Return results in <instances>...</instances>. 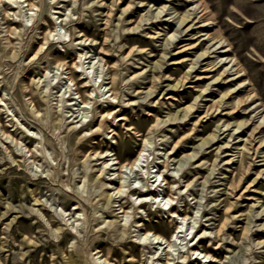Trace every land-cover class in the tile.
I'll list each match as a JSON object with an SVG mask.
<instances>
[{
	"label": "rangeland",
	"instance_id": "1",
	"mask_svg": "<svg viewBox=\"0 0 264 264\" xmlns=\"http://www.w3.org/2000/svg\"><path fill=\"white\" fill-rule=\"evenodd\" d=\"M37 1L39 7L30 25L26 24V12H21L19 23L13 24L25 28V33L21 31L23 37L14 40L15 51L0 49V96L6 94L15 100L17 105L11 106L20 118L16 121L14 113L0 105V264H67L70 254L78 264H90L91 256L86 260L84 251L93 254L99 248L105 254L110 246L111 259L116 264H147L149 257L151 264L165 263L163 249L155 256L156 248H148L142 256L139 248H133L134 244L145 243V228L134 227L132 221L136 217L124 216L121 210V204L128 199L112 186L118 184L117 166L105 170V179L89 178L100 174L103 161L116 157L93 155L111 145L109 126L117 128L123 137V146L112 143L115 152L126 151L128 154L122 159L133 160L145 149L146 168L149 166L152 175L166 174L172 183L175 209L180 213L182 209L189 211L186 221L178 220L183 227L182 238L187 239L166 248L174 259L171 264H199L202 256L196 260L197 255L187 253L185 247L198 233L203 237L195 238L189 247L200 241L201 247H196L203 254L213 255L216 264H264V145H260L264 129L261 133L258 129L251 137L264 115V0ZM2 12L0 5V47L7 44ZM54 12L67 19L62 24L63 33L68 35L66 40L70 33L73 39L86 34L90 40L83 42L78 38L81 45L67 43L63 48L50 36L49 44L31 60L40 48L34 32H41L30 31L31 24L36 22L34 26L48 31L54 29ZM187 13H194L191 19L196 17L184 27L186 23L182 25L181 18ZM10 18L13 21L16 16ZM207 32L215 41L223 39L225 45L229 43L232 50L220 54L222 48L213 45ZM201 34L204 35L200 37ZM93 38L96 40L92 42ZM207 47H211L210 57L199 58ZM78 52L87 53L81 62L89 78L97 80L95 87L103 78L108 82V66L102 56L115 65L119 98L113 107L123 106L121 113L128 116L139 133L120 127L122 121H113L112 116L105 114L96 118L102 120L100 132L74 136L78 129H86V125L80 127L93 117L89 113L90 117L84 119L75 91L71 96L65 94L69 86L65 68L54 67L57 60L69 65L78 62ZM219 55L222 57L217 59ZM152 78L157 79L152 83ZM249 80L240 87V83ZM178 81L183 82L180 88L174 87ZM30 92L36 104H41L42 117L60 120L63 141L26 109ZM94 102L101 111L108 108L100 92ZM259 103L263 104L260 113L244 114ZM78 121L77 130L72 131ZM241 122L245 124L240 126ZM26 126L45 136L48 155L51 160L56 158L50 165L40 153L36 164L32 162L26 146L33 148L34 142L28 137ZM10 134L18 141L7 138ZM213 134L218 136L215 140ZM79 147L81 152L77 151ZM242 161L246 173L239 187L232 190L229 182ZM51 166L56 169L52 177L47 174ZM130 173L125 172L128 184L139 181V188L147 184L140 175ZM85 175V192L79 199L90 220L79 225L73 210L74 197L82 191ZM108 179L117 183L110 185ZM104 184L112 189H106L108 185ZM171 191L162 182L155 195L163 198ZM108 192L114 194L104 200ZM147 210L149 217L146 212L141 213L146 226H164L161 234L170 240L175 224H170L167 214L157 212V205H150ZM103 219L113 221L115 232L106 229L105 235L99 231ZM126 219L132 226L122 227ZM223 222L225 226L218 235ZM183 253L188 260H183ZM211 260L204 258L202 264H214L209 263Z\"/></svg>",
	"mask_w": 264,
	"mask_h": 264
},
{
	"label": "bare ground",
	"instance_id": "2",
	"mask_svg": "<svg viewBox=\"0 0 264 264\" xmlns=\"http://www.w3.org/2000/svg\"><path fill=\"white\" fill-rule=\"evenodd\" d=\"M0 5L2 6L3 19L5 21L4 22V25H5L4 32L6 34L5 39L7 42V44H5V45L1 44L0 49L3 52L9 51V50L15 51L16 45L14 44V40L18 39L19 37H23V35L25 33V28L22 25V29H19V26L18 27L13 26V24L19 23L18 18H20L21 12H24V13L26 12V17H27L26 18V21H27L26 24L30 25V23L34 19V14H36V8L39 7V4H38L37 0H0ZM197 5L199 6V3ZM196 7H194L195 12H196ZM57 13H60V12H54V14H53L54 29H51L50 31L44 30L42 26H34L36 22L31 24V30L30 31H33V30L37 31L38 29H41V32H34V38L40 44V48H39V51H37L34 54V56L32 57L31 60H35L37 55L43 51L44 47L47 44H49L50 36H53V40L56 39L55 43L60 44L63 48H65V44H67V43H71V46H76V45H81L80 41L84 42V41L90 40V37L87 36L86 34H81L80 37L73 39V35L71 33L69 35L70 39L66 40L68 35H67V32L63 33L62 29L64 27L62 24L67 19L62 18L64 16L62 14H61L62 16H56ZM194 13H187V14L183 15V17L181 18V24L183 25L184 23H186L184 25V27L189 23V21L194 20V18L196 16H194V18L191 19L192 14H194ZM11 15H15L16 19L13 18V21H11V18H10ZM60 18H62V19L60 20ZM190 27H192V25H190L188 27V29ZM21 31H24V33H22ZM203 35L204 34H201L200 37ZM205 35L208 36V38H210L209 39L210 41L214 42L213 45H217L218 48H222V52H220V54L224 55V54L229 53L230 50H232L231 45L229 43H227V45H225L226 41H224L223 39H219V40L215 41V37L210 35L208 32ZM172 36H170L169 38L172 39L173 38ZM78 38H81V40L78 41ZM94 40H96V39H94V38L91 39L92 42ZM203 40H205V38ZM41 41H42V43H41ZM226 48H228V49H226ZM210 50H211V47H207L206 49H203L202 53H200V55H199V58L210 57ZM65 51L67 52L66 49H65ZM101 52L105 53V49L101 48ZM78 55H79V59H80L78 62H74L72 65H69L67 62H62L60 60H57L56 65L54 67L58 70L60 68H65V73L67 74V79H68L66 83H68V85H69V86L66 85V87L68 86V88H66L65 94L69 93V96H71L72 91H75V95L78 97V99L80 101L79 107L82 108V110H84V116H83L84 119L86 118V120H87L88 117H90L89 113L92 114L91 116L93 117V118L87 120V123L85 122V124H83L80 127V128H82L84 125L87 126L86 129L85 128L83 130L81 129V132H80V129L77 130V126H79V122L82 120L76 122V124H74L72 126V131L77 130L74 133V136H77L82 132H84L86 135H88L89 133H91L90 135H94L95 133L100 132L103 128L102 120H99V119L97 120L96 118H97V116H99V118L104 117L105 114L108 116H112L113 121H115L116 119H118V121H122V123L119 124L120 127L126 126L128 131H133V132L139 133L140 130L132 124V122L130 121L128 116L124 113H121L123 106H118V109L113 107L114 106V100L119 98V96H118L119 88H118V84H117V75H118L117 72L118 71L116 70L115 65H111L110 62L102 56L101 59H102V61L105 62V66H108L107 67L108 68V73H107L108 82L105 83L104 78H103L100 81V83L95 87L97 80L96 79L93 80V79L89 78V76L87 75L88 71L85 70L84 62H81L82 58L86 57L87 53L78 52ZM220 57H222V56L219 55L217 57V59H219ZM226 59H228V58H226ZM222 60L223 59H221V61ZM232 60H230V61H232ZM50 66L46 67L45 69L48 71ZM194 67L195 66H191V68H194ZM102 68H104V67H102ZM225 71H229V70H225ZM47 74H48V72H46L45 75L47 76ZM62 74H63V72L60 73L59 76H57V79L58 78L60 79V76ZM155 79H157V78H152L151 82L152 83L155 82ZM250 82H251L250 80L249 81H243L242 83H240V87H243ZM50 84H52V83H50ZM182 85H183V82L178 81L177 84L174 85V87L180 88V87H182ZM98 92L101 93V98H103L104 102H106L108 104V108L105 111H101V110H99V107L94 106V103H95L94 98L97 97ZM109 93H110V95H109ZM29 95H30L29 104L26 105V109L29 110L30 114L36 120H38L43 126H46V127L49 126V130L51 132H53V134L56 136V139H58L59 141H63L65 136L62 133H59L61 128L63 127V125H60V120H58L54 116H49L48 118L42 117V115H41L42 110L40 108L41 104L40 103L36 104L35 96L31 92L29 93ZM253 97H255V95ZM70 100L73 101V100H75V98L70 99ZM0 102H1L0 105H4L8 112L14 113V110L12 109L11 104L12 103H15V105H17V104L13 98H9L5 94L4 96H0ZM74 105H76V102L74 103ZM262 105H263L262 103L256 104L250 112H245L244 114L256 112V111H258V113H260L261 112L260 108ZM13 116H14V118H16V121L19 122V120H20L19 116L15 113ZM261 118H262V120L259 122L258 126L254 129V131H252L251 137L254 136V132L257 131L258 129H259L258 133H261L263 131V129H264V115H262ZM86 120H83V121H86ZM244 124H245V122H243V123L241 122L240 126L244 125ZM25 129L28 133L27 134L28 137L31 138V140H33V142H34L33 148L26 146L27 151L29 153H31V157L33 158L32 162L36 164L37 153H40L43 156L44 161L46 163H48V165H50V163H52L51 161L54 162L56 160V158L54 156L53 157L51 156L52 157V160H51L50 156L48 155V147H47L46 142H45V136L44 135L41 136L38 132L32 130L28 126H26ZM108 130H109V132H107V134L111 135L110 142H109V143H111V145L108 146L109 148H107L104 152L103 151L102 152H96V153H93V155H94V157L101 156V158H107L109 156H111L109 158H112V156H116V157L110 159L108 161L109 163L107 161H105V162L103 161L104 166L102 165V167H103V168H101L102 170L101 169L99 170L100 174H98V176L90 175L89 178L91 177L92 180H95V181L96 180L98 181L99 179H105V178H103L106 174L105 170H107L109 168V166H112V167H113V165L117 166V167H115V169L118 171V176H117L118 177L117 178L118 184H117V187H114L116 185H112V186L115 189L117 194H120V196L126 195V197L128 199L126 202H124L122 204L120 203L121 204V210L124 213V216L132 217V218L136 217L132 221L135 224L134 227L142 226L145 228V232L143 233L145 243H139L138 246L134 244L133 248H139L142 256L146 255V250L148 248H156V251L154 250L155 256H157L159 254L160 249H163V251H165V255H166V260H165L164 264H171V262L174 259L170 258V256L172 255L171 250H166V248L171 249L172 247L177 246V242L179 240L182 243L187 239V237L182 238L183 237L182 236L183 230L181 228H183V227L179 226L178 220L181 219L182 221H186L190 216L189 211L187 209H182V213H180L179 209L178 210L175 209L176 203H174V201H175L174 193H172V191H171L172 190V183L168 181L166 174L159 172L157 175H152L153 172H151V169L149 168V166H147V168H146V166L144 165V162H145L144 151H145V149L141 150L139 152L138 156L136 158H134L133 160H128V159L123 160L122 157L125 156L126 154H128V152L126 153V151H121L120 153H117V152H115L114 145H112V143H114L116 147L123 146L124 145L123 144L124 143L123 137H122L121 133L117 130V128H114L113 126H109ZM40 133H41V131H40ZM4 135H5V132H4ZM217 137H218L217 134H213L212 140H215ZM7 138L12 139L13 137L10 134V135H7ZM92 139H95V138L93 137ZM13 141H18V140L13 138ZM207 143H209V141H207ZM260 145H264V139L261 141ZM16 146H18V145L16 144ZM77 151L81 152V147H79L77 149ZM29 159H27L26 161L29 162L30 161ZM166 168H167V164L165 163L163 169L165 170ZM128 169L130 170V172L140 175L142 179L146 180L147 184L146 185L143 184L142 186H140V188L137 187V186H139V185H137L139 181L135 182V183H137L136 185L134 183L128 184L126 178L129 176H126L127 173L125 174L126 171H129ZM55 171H56V169L52 168V166H51V169H49L47 172L48 176L52 177V175L55 174ZM107 173H109V172H107ZM115 173H116V171H115ZM132 173H130V174H132ZM245 173H246L245 166H244V163L242 161L240 164V168L238 169V171L235 174V177L231 178V181L229 182V188L232 190L238 188L240 183L242 182V179H243V176ZM107 176H108V174H107ZM155 177H156V179L153 181L152 179ZM159 177H162L161 182H159ZM87 178H88L87 175H85L84 183L82 186H80L82 188V191L79 192L78 195H76L74 197L76 200V203L74 204L73 210L75 211V214L77 216V222L79 223V225H81L85 222L88 223L90 220L89 216L85 212V206L82 203V200L79 199V197H81V198L83 197V194L85 192ZM108 178H109V176H108ZM108 180L111 181L110 185L117 183V181H115L114 179H108ZM135 181H137V180H135ZM162 182H164V184L169 187L171 192H170V194L165 195V197L160 198V195H155V192H157L161 188ZM174 183H176V182H174ZM104 185H106V186L108 185V188H106V189H109V190L112 189V188H110L109 184H104ZM189 185H190L189 183L186 184L187 187ZM66 186L68 188H70L71 185L66 184ZM114 189H113V191H114ZM34 193H35V191H34ZM113 194H110L108 192V195L104 197V200H109ZM120 196H118V199ZM129 199H131V200H129ZM36 201H37V199H36ZM150 205H157V207H158L157 212L159 214H161V213L167 214L168 218L170 219V221H169L170 224H173V223L175 224V230H174L170 240L161 234V231L164 229V226H152L149 228L146 226V224L144 222L145 218H143L141 216V213L144 211V212H146V214H148L147 208ZM263 209H264V207H263ZM134 212H135V214H134ZM263 212H264V210H263ZM227 213H228V206H226V209L224 211V215L227 216ZM149 216H150V214L147 215V217H149ZM82 221H83V223H82ZM77 222H76V224H77ZM100 225L101 226L99 228V231L104 232L103 234H105V235L108 234V231L106 229H111V231H114V232L116 230L115 227L113 226V221H108L106 219H103V221L101 222ZM127 225H130V224H129V220L126 219L125 223L122 224V227L127 228ZM74 226H76V225H74ZM130 226H132V225H130ZM224 226H225V222H223V224L221 225V227L218 231V235L221 233ZM72 227H71V229L74 230ZM59 230H61V228H59L58 231ZM245 231H246V228H244L243 232L245 233ZM67 232H69V231H67ZM198 236H200V238L203 237L202 234L198 233V234L194 235L189 242L186 243L185 247H187V253L192 252L193 255H197V257L195 258L196 260L199 259L198 258L199 256H202L200 261L198 262L199 264H202L204 258L205 259L212 258L213 260L209 261V263L214 262V264H216L217 260L214 258L213 255H211L210 253H204L203 254V251H200V249L196 247L197 245L200 246V241L189 247V243L192 242ZM146 241H149V242L146 243ZM30 242H31V240H30ZM75 247H77V245H75ZM96 250L97 251L93 254H92V251H90L89 254L85 251L83 252L84 258L86 260L88 259V255L91 256L90 264H116L111 259V253L113 250V248L111 246L108 247L107 252H105V254H102L104 251L99 249V248H96ZM62 251H65V250L63 249ZM180 252H182L181 249H180ZM98 254H102V255L96 256ZM182 257H183V260H188V257H187V255H185V253H183ZM205 261L207 262V260H205ZM66 263L67 264H78V261L73 259V257L70 254ZM151 263L152 262H150V257L147 258V264H151Z\"/></svg>",
	"mask_w": 264,
	"mask_h": 264
}]
</instances>
